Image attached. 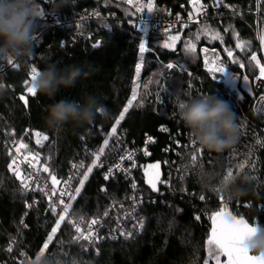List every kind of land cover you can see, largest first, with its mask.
<instances>
[{
    "label": "trees",
    "instance_id": "trees-1",
    "mask_svg": "<svg viewBox=\"0 0 264 264\" xmlns=\"http://www.w3.org/2000/svg\"><path fill=\"white\" fill-rule=\"evenodd\" d=\"M229 1L236 7L234 12L225 14L223 21L205 24L219 31L225 42L222 44L201 36V40L196 41V57L187 60L183 52L184 41L194 40V34L204 25L168 34L181 35L177 50L172 51L161 46L168 35H150L144 39L135 34L124 21L126 16H132L131 9L110 0H76L75 4L57 10L66 20L74 19L85 10H99L103 15H111L106 21L92 20L81 23L82 27L79 28L76 24L64 28L48 27L37 21L36 35L40 36L33 44V55L19 59L18 70L8 71L6 76L0 75V83L4 85L0 88V264L34 262L55 223V217L47 211V204L41 196L34 199L21 193L20 182L8 169L10 155L5 141L21 135L27 127L44 132L49 140L44 147L33 150L40 153L42 163L48 162L58 177L64 178L80 145L85 140L90 144L100 142L99 129L109 132L126 105L135 79V66L140 60L141 38L147 42L150 50L144 54L145 67L141 71V88L138 89L140 96L121 122V128L128 129V139L139 146L147 136L156 139L150 146V155L140 159L143 166L160 162L161 179L167 177L163 161L165 149L172 142L171 138H190L176 116L177 104L183 99L210 94L228 103L236 115L237 139L222 153L202 152V168L199 164L194 169L190 165L192 147L179 149L181 156L172 153L171 157L176 160L175 168L179 166L181 171L173 180L175 194L163 199L154 195L157 192H152L144 182L142 167L139 177L148 200L141 209L145 224L140 234L129 241L103 244L97 253L94 250H83L80 244L73 243V230L64 224L46 251L48 264H71L73 259L77 264H203L207 258L206 239L211 226L205 213L211 215L219 204V198L211 191V186H218L220 177L228 167H233L235 174V165L244 161L247 163L239 176L245 177L247 174L255 177L241 185L247 189L248 195L238 200L225 199L239 215H243L249 222H260L264 228V148L256 144L257 139L264 141V117L254 113L253 99L249 95L242 91L244 98L237 100L223 81L213 80L204 69L201 54L204 46L210 48L209 52L215 49L232 72L243 74L241 69L232 65L223 51L225 47L231 48L234 58L245 64L244 72L250 79L258 74V70L249 63L251 54L257 50L253 32L249 28V25L253 28L256 26L252 14L256 0ZM36 2L46 11H54L53 0ZM187 3L188 0H155L156 7L167 5L176 9ZM125 9L131 15H126ZM259 18V28L264 32V0L260 3ZM104 24H108L111 30L105 28ZM225 28L228 32L224 31ZM233 29L241 40L250 43V47L243 52L235 48ZM96 41L101 42L99 48L92 47ZM167 63L183 64L185 71L179 68L168 70L164 67ZM51 64L58 68L90 65L95 71L79 79L74 87L60 89L54 98L38 94L36 97H26V106L19 97L26 93L25 80L29 79L30 69L35 66L42 70ZM148 81L152 82L145 89L143 85ZM88 96L95 97L99 104L108 109L107 118L97 116L91 124L76 126L67 123L55 130L45 124L49 105L60 99L82 103ZM158 96L162 103L157 99ZM141 98L144 100L143 106L135 107ZM161 126H166L169 132L160 131ZM92 133L97 134L95 138ZM185 165L189 167L186 169ZM102 187L106 191H101ZM128 192V182L122 176L105 181L101 171L94 169L75 203L74 213L89 219L95 218ZM200 195L206 199L201 201ZM155 197L156 201L153 200ZM34 200L38 203L26 208L25 202L32 203ZM177 209L183 211L178 212ZM196 215L200 216L199 220L195 219ZM22 219L27 228L21 225ZM12 238L16 239V244L9 253L7 248ZM21 252H25L26 256H21Z\"/></svg>",
    "mask_w": 264,
    "mask_h": 264
},
{
    "label": "snow or ice",
    "instance_id": "snow-or-ice-1",
    "mask_svg": "<svg viewBox=\"0 0 264 264\" xmlns=\"http://www.w3.org/2000/svg\"><path fill=\"white\" fill-rule=\"evenodd\" d=\"M123 2L129 5H134L135 11L137 13L147 12L149 14H154L162 11L156 7L155 0H147V3H143L141 0H123ZM188 2L192 6L191 12L188 13L189 21H193L194 17L207 12L208 5L202 3V0H188ZM214 2L216 3L217 7L223 4V0H214ZM72 3L75 4L76 0H72ZM260 3L261 0H256L258 11L260 10ZM41 13L42 17H44L45 10L41 9ZM125 14L131 15L128 13L127 9H125ZM90 15L100 17V12L96 11L90 13ZM169 15H171V13H169ZM85 19V16L80 17L81 22ZM180 19V16L177 15L176 20L179 21ZM142 23L143 17L140 19L139 24H134L133 26L138 28ZM184 26L187 27V24ZM76 27H82V24L77 22ZM104 27L111 30L108 24H104ZM170 28L171 26L166 27L165 31H169ZM224 31L228 32V29L225 28ZM232 34L234 37H236V49H239L243 52L246 48L250 47V43L248 41L241 40L239 38V34L235 32V29L232 30ZM201 36H204L212 41H220L222 44L225 42L224 36H222L219 31L212 29L208 25L202 26L200 30L194 34V40L200 41ZM194 40L188 39L184 41L183 52L186 60L196 57L197 44L194 42ZM180 41L181 35L179 33L168 35L167 39L161 46L164 49L176 51L177 44ZM259 42L261 47H264V32L259 35ZM100 46V41H96L92 45L94 48H99ZM149 50L150 47L148 46L147 42L141 38L139 43L140 60L135 66V79L132 81L131 98L127 99L126 105H124L122 111L119 112L118 118L115 119V123L112 126L110 132H108L106 138L103 139L102 146H100L96 151L90 153L93 158L89 165L85 166L84 161L73 163L71 165V169L73 171H70L67 178H60L54 172L48 162H41V156L39 152L27 151L26 155H22V150L29 149V145L24 143L23 140L18 142V146L15 147L14 154L11 151L9 152V155L12 156V160L11 163L8 164V169L13 173L15 178L19 180L21 193L27 194L28 192H41L47 198V211H49L55 217V223L51 227L50 232L47 234L46 239L40 247L36 256V261H30L29 264H48L46 251L49 249V245L52 244L54 238L57 236V233L61 230V227L64 224L69 225L73 230L71 234V241L73 243L80 244L83 250H87V248L82 242H87V246H91L102 239V237L98 235V231L96 229L97 225H102L101 217L92 218L90 221L86 222L85 217L82 214L77 215L72 210L74 202L77 201V198L81 195L82 190L85 188L86 182L89 181L94 169H103L105 167V163L102 161L101 157L105 155V149L109 145V140L113 138L119 140V137L117 136V126L121 125V122L125 120L126 114H128L130 109H132L134 106V101H137L138 97L140 96L138 89L141 88V71L145 67L144 54L149 52ZM201 51L204 53V67L213 80H217L221 75L226 73L230 75V78L233 81L240 79L239 76L233 74L225 65V63L222 62L220 55L215 52V49L212 50L211 57L208 55L209 49L207 47L202 48ZM223 51L227 54V59L232 64H237L240 68L245 67L244 63H241L238 59L234 58V52L231 48L225 47ZM249 63L258 70V74H255L251 80L248 75H243L242 81L247 94L254 91L252 87L253 82H257V87H264V63L261 62V59L258 58L255 52L251 54ZM7 64L14 69L18 67V65L14 63L13 60H8ZM164 67L168 70L179 68L180 71H185L183 64L167 63L164 65ZM38 71V68L35 66L30 69L28 74L29 79L25 80L26 93L19 97L26 106L28 105V99L26 97L37 96L35 89L30 86V81L35 78V75L38 73ZM217 74H219V77ZM151 82L152 81H148L143 85V87L147 89L148 84ZM2 87H4V85L0 83V88ZM157 99H160L161 103L163 102L159 96ZM258 102L264 103V95L259 96ZM143 104L144 100L141 98L135 107H142ZM160 131L169 132V129L166 126H161ZM25 135H27V132H25ZM33 135L36 138L35 144L39 147H44V142L49 140V136L42 133L41 131H35ZM155 142L156 141L154 137H147L145 146L143 148L144 155H150L148 151V145ZM256 144L264 148V141L257 139ZM190 146L193 149L190 155V165L194 169L198 166V160L202 158V151L198 150L192 143ZM184 147H189V145H184ZM85 151L87 152L88 150L85 149ZM134 157V150L126 151L125 154L119 157L118 163L108 166L107 171L104 172L103 179L108 181L109 178L113 177L116 172H122L126 177L130 176L131 169L137 167ZM125 161L130 162L129 167L123 166ZM245 163H247V161L240 162L235 165V174L233 167H228L226 172L220 177L218 186H211V191L217 194L220 203L218 210L213 211L209 216L211 226L206 239L207 258L203 261V264H210V261L214 262V264H264V255L253 254L244 246V242L248 239V237L262 228L261 223L249 222L243 215L236 214L230 210L228 202L225 200L223 193V185L227 184L230 179L239 176L244 170ZM21 164H26L27 168L31 169L32 171L25 172L21 169ZM142 167L144 172V182L147 184L148 188L154 193L159 192L158 185L166 183V181L161 179L160 162L148 164ZM188 167V165H185L186 169ZM199 167H203L202 163L199 164ZM41 173L47 174V176L44 178V183L40 182ZM245 177L249 180L255 179V177L247 174ZM181 179H183V177H181ZM73 181H76V183L74 184ZM131 188L133 190L137 188L135 181H132ZM101 191H106V189L102 187ZM130 199L132 200V212H134L139 202V198L133 195ZM199 199L204 201L206 197L204 195H200ZM36 203H38V201L35 200L31 204L25 202V206L26 208H31ZM177 211L182 212L183 210L177 209ZM132 212L126 211L125 216H131ZM26 214L27 213H25V215ZM108 215L109 212L106 210L103 213V216L107 217ZM195 219L199 220L200 216H196ZM20 223L23 225V227L27 228V225L24 223L23 219ZM82 225L86 226L82 227ZM143 228L144 219L141 217L137 224L133 226V229L138 231L142 230ZM119 235L124 237L126 240L133 238V230L119 229ZM113 238L115 239V236H113ZM60 243L62 244L63 241H60ZM14 244H16V239L12 238L7 248L9 253L13 251ZM20 255L26 256V253L21 252ZM222 257L225 259L222 260ZM21 264H23V262H21ZM71 264H77V261L73 259Z\"/></svg>",
    "mask_w": 264,
    "mask_h": 264
},
{
    "label": "built area",
    "instance_id": "built-area-1",
    "mask_svg": "<svg viewBox=\"0 0 264 264\" xmlns=\"http://www.w3.org/2000/svg\"><path fill=\"white\" fill-rule=\"evenodd\" d=\"M95 1H100V0H95ZM110 1H113L116 3H122L125 6H127L129 9H131V11L133 13L132 16H128V17L126 16L124 18V21L127 23L129 28L135 34L143 37L144 39H147L150 35H157V36L168 35V34H171L175 31H178L181 29H187V28L194 27V26H201V25L209 24L210 22H213V21L220 22V21H223V19L225 18V14H227L229 12H234V10L236 9V7L232 6V4L230 3L229 0H223V4L219 7L216 6V3L214 2V0H202V3L208 5L207 12L205 14L194 17L193 21H189L188 13L191 12V10H192V6L190 3L183 4L178 9L174 8L173 6L163 5V6L157 7V8L162 10L161 12L149 14L147 12L137 13L135 11L134 5H129L127 3H124L123 0H110ZM262 1L263 0H261V2ZM141 2L146 3L145 0H141ZM39 6H40V10L41 9L45 10V8L42 5L39 4ZM96 11H99V10H94V11H89V12H87L85 10V11H82V13H79L78 16H76L74 19L66 20V19H64L62 14L58 11H46L45 10V16L42 18H39L38 21H41V22L47 24L48 27L64 28V27L73 26V25L77 24V22L85 23V22H89L92 20L106 21V20H109V18L111 17V15L109 13L107 15H103L100 11H99L100 17L90 15V13H93ZM169 13H171V15H169ZM252 14L255 16L256 26H255V28H253L249 24L248 25H249V28L253 32V35H254V38H255V41L257 44V50L255 51V53L257 54L258 58L261 59V62L264 63V48L261 47L260 42H259V35L262 32H261L259 25H258L260 18H259V11L257 10V5H256V8L254 9V11H252ZM177 15H179L181 18L179 21L176 20ZM81 16L86 17V19L82 22L80 21ZM142 17H143V23L140 24V26L138 28H135L133 25L139 24V21ZM185 24H187V27L184 26ZM168 26H171V28L169 29V31L166 32L165 29ZM39 36L40 35H36L34 43H36L38 41ZM220 57H221L222 62H224L223 57L221 55H220ZM14 63H16L18 65V67L15 69L12 68L10 65H8L7 62L0 61V75L6 76L8 71L18 70L20 68V60H14ZM204 69H205V67H204ZM232 73L239 76L240 79L237 81H233L230 78V75L226 73V74L221 75L220 77H219V74H217L219 77L217 80H221V78L223 77L224 81L227 84H229V86H234L237 91L242 93V89H241L242 74H236L234 72H232ZM256 83L257 82L252 83V86L254 89V94H255V97L253 99V111L255 114L264 117V103L258 102L259 96L264 95V87H257ZM129 98H131V94H130ZM112 126H111V128H112ZM111 128H110V130H111ZM110 130H109V132H110ZM35 131H40V130H35V129H31V128L27 127L22 132L21 135H19L17 137H12V138L8 139L7 141H5V145L8 148V151L9 152L11 151L14 154L15 153V147L18 146V142L21 140H23L24 143H27L29 145L28 150H22V155H26L27 151L35 152L33 149L41 148L35 144L36 138L33 135V133ZM25 132H27V135H25ZM42 133H44V132H42ZM99 133L101 135L100 142L95 141L94 143L90 144L87 140H85L80 145L78 151L75 153V156H74L73 160L71 161V163L67 169V174L65 175L64 178H67L70 171H73L71 169V165L73 163H79L80 161H84L85 166H87L91 163V160L93 157L90 155V153L93 151H96L100 146H102L103 139L106 138L108 132H105L103 129H99ZM96 135L97 134L92 133V136L94 138L96 137ZM117 136L119 137V140H116L115 138L110 139L109 145L105 149V155L103 157H101L102 161L105 163V167L103 169H99L101 171L102 175H104V172L107 171L108 166L118 163L119 157L121 155L125 154L126 151H132V150L135 151L134 159L136 161L137 167L131 169V175L130 176L126 177L124 173L116 172L113 177L109 178V180H110L116 176H122L128 182L129 192L121 200H119L115 203L113 202L107 207L106 210L109 212V215L107 217L103 216V213L106 210L101 215L97 216V217L102 218V225L96 226V229L98 231V235L100 237H102V239H100L96 244L91 245V246H87V242H83L86 245L87 250H94L97 253L99 252L100 247L103 244L112 243V242L129 241V240L133 239L135 236H137L138 234H140V232L143 230V229L138 230V231L134 230L133 226L137 224L138 220L141 217H143V219H144V216L142 215L141 209L143 207L144 202L146 200H148L147 197L145 196L144 185L142 184L141 178L139 177V172L143 166L140 159L143 156H145V157L148 156V155L147 156L144 155V152H143V148L145 146V142H146V139L148 136L145 137L144 142L140 146L136 145V144H134L133 141H130L128 139V129L121 128V125L117 126ZM171 139H172L171 140L172 142L170 144H168V146L166 148L167 150L165 149L166 156H165V159L163 161L164 166H165V171L167 173V177L165 179H162V180L166 181V183L160 184L159 185V192L154 194V195H157L158 198H160V199H163L165 196L175 194L173 180H174L175 176L178 174V172L181 170H179V166L177 169L175 168L176 160L171 157L172 153H174L177 156H181L179 149H181L182 147L188 148V147H184V145H189V147H191L190 146L191 140L187 136L184 137L183 139L177 138L176 136H174ZM155 141H156V139H155ZM14 142H16V143H14ZM46 142L47 141H45L44 144ZM153 144L154 143L148 145L149 153H150V146ZM85 149H87L88 151L86 152ZM202 152H204V151H202ZM11 160H12V156H10L9 163H11ZM41 162H42V159H41ZM198 164H201L200 159L198 160ZM20 166H21V169L24 170L25 172L32 171L31 169L27 168L26 164H21ZM123 166L129 167L130 162L125 161ZM9 172L15 178V176L13 175V173L10 170H9ZM46 176H47V174L41 173V175H40V182L41 183L45 182L44 178ZM132 181H135V183L137 185V188L135 190H133L131 188ZM18 182H19V180H18ZM49 183H50V181H49ZM73 183L75 184L76 181H73ZM27 194L34 197V199H36L38 196H41L45 200L46 204L48 205L47 198L41 192H39V191L28 192ZM133 195H135L136 197L139 198V202H138L134 212H132V200L130 199ZM77 200H78V198H77ZM153 200L156 201L157 197L153 198ZM35 201H37V200H35ZM75 203H76V201L74 202V206H73V210H72L73 212H74ZM219 203H220V201H219ZM29 204H31V203H29ZM228 205H229L230 210H232L234 213H236V214L239 213L236 209H233L229 203H228ZM218 207H219V204L217 206V210H218ZM126 211L132 212V215L126 217L125 216ZM196 216H199V215H196ZM205 216H206V218H209L210 214L205 213ZM91 219L85 217L86 222L90 221ZM144 224H145V219H144ZM85 226L86 225H82V227H85ZM119 229L133 230V238H130L127 240L124 239V237L119 235ZM113 236H115V239L113 238Z\"/></svg>",
    "mask_w": 264,
    "mask_h": 264
},
{
    "label": "clouds",
    "instance_id": "clouds-1",
    "mask_svg": "<svg viewBox=\"0 0 264 264\" xmlns=\"http://www.w3.org/2000/svg\"><path fill=\"white\" fill-rule=\"evenodd\" d=\"M72 5V0H53V10ZM42 13L36 0H0V61L30 58L34 51L36 25ZM90 65H68L58 68L55 64L39 70L30 86L38 95L54 98L62 88L74 87L81 78L91 75ZM108 109L93 96L84 101L60 99L48 106L45 124L55 130L67 123L76 126L91 124L97 116L107 118ZM178 121L188 131L191 143L200 151L222 153L229 149L238 136L236 115L228 103L206 94L180 100L177 104ZM239 181V184H237ZM247 178L237 176L223 185L224 196L238 200L248 195ZM244 246L256 255H264V228L251 234Z\"/></svg>",
    "mask_w": 264,
    "mask_h": 264
},
{
    "label": "rangeland",
    "instance_id": "rangeland-1",
    "mask_svg": "<svg viewBox=\"0 0 264 264\" xmlns=\"http://www.w3.org/2000/svg\"><path fill=\"white\" fill-rule=\"evenodd\" d=\"M195 41V40H194ZM196 42V41H195ZM203 48H205V46L203 47ZM208 48V47H207ZM209 49V51H210V48H208ZM250 49V48H249ZM212 50V49H211ZM210 53H212V52H209L208 53V55H210V57L212 56ZM201 54H202V56L204 57V53L201 51ZM218 54V53H217ZM204 64V63H203ZM217 81H219V82H221V81H223L224 83H225V85L228 87V89H230V92H231V94H234L235 96H236V99L237 100H242L243 98H244V94H243V92L241 93V92H239V91H237L236 90V88L234 87V86H229V84H227L225 81H224V79H223V77L221 78V80H217ZM139 92V91H138ZM206 252H207V250H206ZM222 260H224V257H222L221 258ZM36 261V260H35ZM34 261V262H35ZM210 264H214V262H212V261H210Z\"/></svg>",
    "mask_w": 264,
    "mask_h": 264
},
{
    "label": "water",
    "instance_id": "water-1",
    "mask_svg": "<svg viewBox=\"0 0 264 264\" xmlns=\"http://www.w3.org/2000/svg\"><path fill=\"white\" fill-rule=\"evenodd\" d=\"M234 67H237V68H239V69H241L242 70V72H243V74H242V77H243V75H246L245 74V72H244V70H245V68H240L237 64H232ZM251 80V79H250ZM253 87V86H252ZM241 89H242V91L244 92V93H246L247 94V92H246V89H245V86H244V83H243V81L241 80ZM247 95H249L252 99H254V97H255V94H254V91L252 92V93H248ZM159 186V185H158ZM254 254V253H253ZM225 259V258H224Z\"/></svg>",
    "mask_w": 264,
    "mask_h": 264
}]
</instances>
